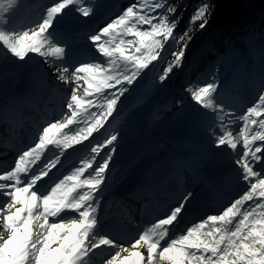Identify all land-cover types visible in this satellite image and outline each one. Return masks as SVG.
Returning a JSON list of instances; mask_svg holds the SVG:
<instances>
[{
	"label": "rangeland",
	"instance_id": "1",
	"mask_svg": "<svg viewBox=\"0 0 264 264\" xmlns=\"http://www.w3.org/2000/svg\"><path fill=\"white\" fill-rule=\"evenodd\" d=\"M14 1L0 0V16L4 9L11 8ZM120 1L78 0L77 4L74 0L77 9L69 8L62 15L57 16L49 30V38L52 41L55 35L61 36V42L55 45L65 48L66 55L63 57L57 58L51 54L46 57L29 54L28 58L20 61L10 52L4 53L2 49L4 46L0 44V174L12 170L19 155L38 143L44 127L52 122H63L71 114V110L66 109L65 106L75 81L71 79L67 82L61 81L58 68L50 71L47 65L55 61L59 68L67 66L75 69L88 62L107 63L103 54L98 52L91 37L110 23L109 19L112 21L118 18L126 10V7L120 8ZM148 2L150 0L142 1L137 8L142 10V14L149 15L154 22L159 19L160 26H163L166 23L163 17H167L163 11L164 1L159 0L156 3L154 0V9L147 5ZM53 4L54 0L30 1L28 9L43 6L36 25L42 22L47 8ZM80 6L89 9L88 17L82 15ZM22 7L24 9L27 6ZM168 20L173 22L170 18ZM2 24H6L3 18H1L0 29L3 28ZM177 26L181 27L179 24ZM138 27L145 30L149 28L148 25H138ZM0 35H6V30L0 31ZM184 36L176 50L184 49V56H186L187 49H192L189 47L198 41L200 34L189 39H184ZM121 38L133 39L120 34L115 37L116 40ZM48 43L49 41L44 42L42 51L48 50ZM165 43L157 60L152 61L147 69L142 70L131 85H126L128 91L120 96L117 103L118 110L108 118L104 128L94 132L88 141L80 145L73 144L72 148L56 147L55 143L47 145L39 159L31 165L35 171L42 163L56 159L57 155L62 153L59 157L60 171L57 177L70 174L76 167L81 166L84 160L92 159L94 165L100 163L104 153L111 147L103 146V142L111 135H117L118 139L114 141L115 151L109 161L106 182L102 186V191L97 193L98 199L94 202V207L100 215V218L97 216L99 227L95 231L97 239L100 236H107L122 247H129L139 235L150 230L159 219L164 218L171 209L182 202L184 208L178 217L179 223L174 222L173 226H170V231L162 243L186 234L188 228L202 222L207 216L220 214L247 189L246 183L241 178L240 169L235 164L242 150L241 144H238L235 151L227 146L217 147L216 136L221 134L220 121L223 117L225 122L234 121L230 128L233 136L238 138L242 122L237 117L245 113L248 107L258 103V97L264 94V80H257L254 83L246 81L243 84L245 92L240 93L231 89V81L237 66L244 55L250 51V41L238 46L239 54L227 53L224 56L226 60H217L211 76L197 85L196 90L208 83L217 85V91L212 94L213 107L208 109L198 105L192 99V94L187 95L182 91L184 102L175 107L172 106L175 81L178 80V83H181L183 72L179 69L180 64H173L175 52L171 61L173 70L165 79L167 83L164 85V82H149L155 79L156 72L166 59L167 52L175 46L170 37L166 38ZM135 47L136 45H133L129 48L127 54H136ZM240 54L243 57H240ZM130 67L131 65L118 62L116 72L126 71ZM259 69L264 71V55L259 62ZM86 88L87 84L81 81L77 95L83 97ZM114 90L106 89L105 93ZM227 90L235 91L237 101H223ZM46 94H48L49 103L44 106L39 98ZM161 94L166 96L159 103L160 107L164 108L162 111L169 110L170 115L153 122L150 107L153 106L156 109L155 105L161 99V97L158 99ZM133 96L141 97L145 104L135 113L127 114L125 108ZM40 104L46 110L45 113L41 111ZM221 107L223 111H220ZM91 111L96 109L82 112L77 118L78 121L83 120L85 124L90 122L93 119ZM26 112L37 113V115L29 119L24 116ZM12 118L14 120L11 122ZM83 126V123L69 125L68 128L52 135L56 140H60L62 145L65 135L70 136L74 128ZM250 127L252 132L260 130L258 125ZM169 142L173 144L167 145ZM257 143L260 142L257 141ZM96 145L101 146L99 153L96 149H91ZM256 167L259 168L260 164ZM45 183L46 181H41V184ZM87 191L92 190L87 189ZM6 200L7 197L0 195V204ZM247 207L248 204L245 205V208ZM261 218L260 210H258L257 214L251 217L250 226ZM112 222L114 226L109 227ZM211 227L213 226L209 223L205 226V231ZM223 227L233 230L232 225ZM33 228L36 232L40 231L38 224ZM9 236L8 231H0V243L7 240ZM139 250L145 256L147 255L146 248ZM112 251L114 249L104 246L92 250L88 256L84 257L81 264H106ZM191 251L195 255L200 254L194 249ZM128 255L127 252H121V260ZM158 264H167V262H158ZM192 264H196L194 258Z\"/></svg>",
	"mask_w": 264,
	"mask_h": 264
},
{
	"label": "snow or ice",
	"instance_id": "2",
	"mask_svg": "<svg viewBox=\"0 0 264 264\" xmlns=\"http://www.w3.org/2000/svg\"><path fill=\"white\" fill-rule=\"evenodd\" d=\"M73 7L77 9L74 0H57L47 8L41 23L25 31L14 32L11 36L0 35V44L20 61L28 58L29 54L42 57L51 54L57 58L65 56L63 46L51 43L49 30L57 16ZM210 7V3H202L193 14L192 20L199 22L200 29L207 25ZM79 10L85 17L90 14L89 9L82 6ZM163 19L166 23L160 26L159 19L154 22L133 3L91 37L98 52L106 58V64L88 62L75 69L67 66L58 69L61 81H75L65 106L71 110L70 116L63 122H52L44 127L38 143L19 155L12 170L0 174V195L7 197L0 204V231L10 233L9 238L0 243V264H81L92 250L102 246L114 249L106 264H192L193 258L196 264H264V94L258 97V103L237 117L242 122L238 138L233 136L230 128L234 121L225 122L223 117L220 121L221 134L216 136L217 147L227 146L235 151L241 144L242 150L235 164L240 169L247 189L220 214L207 216L202 222L188 228L186 234L171 238L166 243L162 241L170 231V226L174 222L179 223L183 202L159 219L150 230L139 235L129 247H122L107 236L96 238L95 230L99 224L94 215V202L106 182L117 135L113 134L103 142V146L111 147L98 164L94 165L92 159L84 160L70 174L57 177L61 153L56 159L42 163L35 171L31 168L47 145L55 143L56 147L72 148L73 144L80 145L88 141L94 132L105 127L108 118L118 110L120 96L128 91L126 85H131L142 70L157 60L160 50L166 45V38H177L173 35L176 23L170 22L167 17ZM138 25H148L149 28L145 30ZM117 34L133 39L116 40ZM45 41H49L48 50L42 51ZM133 45H136V54H127ZM184 55V49L175 52L173 64L179 65ZM118 62L131 67L117 73ZM173 64H169L161 80L172 72ZM81 81L87 84L83 97L77 95ZM117 85L120 87L117 88ZM106 89L115 90L106 94ZM216 91L217 85L208 83L194 91L192 99L208 109L213 107L212 94ZM89 109H96L91 111L93 119L87 124L83 120L78 121L81 113ZM220 111H223L222 107ZM79 123L84 126L74 128L70 136L65 135L62 145L52 135ZM256 125L260 130L252 132L250 126ZM100 147L96 145L91 149L99 153ZM257 164H260L259 168ZM45 177L48 179L45 180ZM41 181L46 183L41 184ZM258 210L262 218L250 226L251 217ZM209 223L213 227L205 231ZM36 224L40 227L39 232L33 228ZM224 225H232L233 230L226 229ZM141 248H146V256L139 250ZM193 249L200 254L195 255L191 251ZM121 252L129 255L121 260Z\"/></svg>",
	"mask_w": 264,
	"mask_h": 264
},
{
	"label": "trees",
	"instance_id": "3",
	"mask_svg": "<svg viewBox=\"0 0 264 264\" xmlns=\"http://www.w3.org/2000/svg\"><path fill=\"white\" fill-rule=\"evenodd\" d=\"M31 0H15L11 4L9 10L4 9L0 16L5 19L6 24H2L6 35L11 36L14 32L25 31L36 26V20L39 18L41 7H34L28 9ZM142 1L146 0H121L120 8L128 7L129 5L136 3L137 6ZM163 11L167 18L180 25L174 29L173 35L177 38L171 40L174 43V47L171 51L167 52L166 59L160 64L156 72L155 79L150 80V83L167 81L166 77L161 80L162 74L166 71L169 64L173 59V53L177 52L176 47L179 44L181 37L193 38L200 34V38L193 45L187 49L186 56L180 62L179 69H182V81L174 85L173 91V104L174 107L184 102L182 93L191 95L199 83L206 81L212 74L213 68L216 66V61L225 59L227 53L231 55H237L238 46L243 45L244 42L250 41L249 50L240 60V64L237 66V70L231 81V87L238 92H245L243 84L246 80L249 83L255 81L264 80V71L259 69V62L264 55V0H163ZM57 0H54L56 3ZM210 3L211 7L207 17V25L205 28L200 29L198 27V21H193L192 17L194 12L202 3ZM154 0H150L147 3L152 9ZM23 5L27 7L23 9ZM23 10H22V9ZM119 8V9H120ZM118 9V10H119ZM160 9L162 6L160 5ZM116 10V11H118ZM109 22L111 20L109 19ZM51 43H59L62 38L58 35L53 37ZM4 53L9 51L3 47ZM212 66V68H211ZM48 69H59L57 62L49 63ZM57 69V70H58ZM197 82L195 83V81ZM151 88V85H150ZM182 91V93H181ZM166 95L161 94L156 103V109L150 107L153 115V122H157L160 119H164L170 115V111H161L159 109V102H161ZM48 94L41 95L40 101L48 103ZM249 99V97H248ZM142 98L139 96H133L130 98V103L126 106L125 112L127 114H133L140 109L145 103L142 102ZM236 100L235 91H226L224 102H233ZM151 104V102L149 103ZM148 104V105H149ZM154 105V104H153ZM168 113V114H167ZM28 115V114H27ZM228 115V114H227ZM32 116V114H31ZM12 118L10 121L12 122ZM1 124V122H0ZM173 142H169L167 145H172ZM175 144V143H174Z\"/></svg>",
	"mask_w": 264,
	"mask_h": 264
},
{
	"label": "bare ground",
	"instance_id": "4",
	"mask_svg": "<svg viewBox=\"0 0 264 264\" xmlns=\"http://www.w3.org/2000/svg\"><path fill=\"white\" fill-rule=\"evenodd\" d=\"M96 210H95V213H94V215L97 217V216H99V218H100V215H99V211L97 210V208H95ZM114 222H112L110 225H109V227H113L114 225Z\"/></svg>",
	"mask_w": 264,
	"mask_h": 264
}]
</instances>
